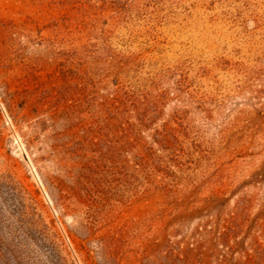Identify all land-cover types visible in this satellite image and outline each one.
Here are the masks:
<instances>
[{
    "label": "rangeland",
    "instance_id": "rangeland-1",
    "mask_svg": "<svg viewBox=\"0 0 264 264\" xmlns=\"http://www.w3.org/2000/svg\"><path fill=\"white\" fill-rule=\"evenodd\" d=\"M0 264H264V0H0Z\"/></svg>",
    "mask_w": 264,
    "mask_h": 264
},
{
    "label": "trees",
    "instance_id": "trees-1",
    "mask_svg": "<svg viewBox=\"0 0 264 264\" xmlns=\"http://www.w3.org/2000/svg\"><path fill=\"white\" fill-rule=\"evenodd\" d=\"M234 229L233 221H229L226 226V230L224 231V238Z\"/></svg>",
    "mask_w": 264,
    "mask_h": 264
}]
</instances>
